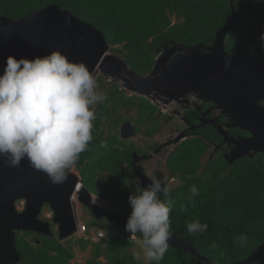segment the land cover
<instances>
[{"label": "trees", "instance_id": "1", "mask_svg": "<svg viewBox=\"0 0 264 264\" xmlns=\"http://www.w3.org/2000/svg\"><path fill=\"white\" fill-rule=\"evenodd\" d=\"M230 0H0V15L18 19L26 13L48 4H56L79 19L99 29L110 46V52L122 57L137 74L150 69L165 45L181 43L187 46L212 45L215 32L232 18ZM239 20L225 36V50L234 54L244 52L262 59L264 49L259 36L264 32V0H232ZM96 81L107 100L98 104L93 121L98 129L103 118L111 125L121 119L116 113L123 108H138V121H157L155 106L137 96H126L123 90L110 82L102 85ZM161 118H159V123ZM206 140H213L210 131L199 130ZM194 136L176 146L170 154L167 167L175 175L182 176V183L170 192L174 209L170 213L171 233L191 243L195 249L213 264H234L245 259L264 242V153L254 157H242L232 165L221 155H215L206 165L201 157L206 155V142ZM107 147H100L101 143ZM89 158L81 174L89 179L91 192L108 201L114 211L130 215L127 187L117 189L125 176L122 164L131 161L128 151L114 146L109 137H96L89 149L80 154L77 163ZM202 168L201 173L196 171ZM97 170H100L98 172ZM195 185L199 195L195 206L189 203V189ZM187 210L181 211V205ZM199 219L207 222L208 231L190 235L186 222ZM105 222H104V221ZM86 233L103 230L104 237L96 242L83 238H71L63 243L58 237L39 236L30 242V232L15 231L16 247L21 259L16 264H78L73 245L85 251L89 257L82 264H141L132 252L137 237L105 218L85 220ZM244 233L248 244L239 247L233 237ZM212 244L218 247L213 249ZM224 252L221 257L220 253ZM156 264V262H153ZM159 264H206L185 250L169 246Z\"/></svg>", "mask_w": 264, "mask_h": 264}, {"label": "water", "instance_id": "2", "mask_svg": "<svg viewBox=\"0 0 264 264\" xmlns=\"http://www.w3.org/2000/svg\"><path fill=\"white\" fill-rule=\"evenodd\" d=\"M230 2L232 18L217 29L212 45H165L145 75L137 74L122 57L110 52L99 29L56 4L45 5L18 19L0 15V74L10 55L31 60L59 50L70 61L83 62L92 74L98 70L128 94L145 97L160 108L166 109L171 102L188 103L190 93H199L223 108L231 126L251 134L242 142L245 148L264 152V58L225 50V36L239 20ZM226 60L231 61L228 67ZM221 134L228 142L239 145L226 131ZM182 137L184 133L180 132L172 141L178 142ZM243 155L238 153L233 158ZM78 180L68 172L64 183L53 185L46 173L31 168L26 159L14 168L6 166L0 157V264H16L21 259L15 231L52 237L49 222L40 218L43 206L51 209L59 239H68L75 232L77 219L70 197ZM77 194V201L95 218L103 217L125 230L127 215L99 206L87 187ZM17 202H23L22 209L17 208ZM169 246L213 264L191 243L173 233ZM234 264H264V242Z\"/></svg>", "mask_w": 264, "mask_h": 264}, {"label": "clouds", "instance_id": "3", "mask_svg": "<svg viewBox=\"0 0 264 264\" xmlns=\"http://www.w3.org/2000/svg\"><path fill=\"white\" fill-rule=\"evenodd\" d=\"M259 41L264 49V32ZM230 63L226 60L225 67ZM98 89L88 67L83 62L70 61L59 50L31 60L8 56L0 74V157L4 164L19 168L26 159L31 168L46 173L53 185L64 183L67 170L93 140L94 106L108 99ZM100 147L106 148L107 144L102 142ZM149 179V186L128 197L131 213L125 231L137 237L139 250L134 255L138 259H143L144 264H159L172 238L170 213L174 203L169 198L167 177L153 175ZM77 183L80 186L75 198L70 197L71 202L77 200L82 188L80 180ZM189 191L188 201L194 207L193 198L199 195V189L192 185ZM97 197L92 194L93 200L97 201ZM187 206L181 205V211H186ZM186 228L190 235H196L208 231L209 225L193 219L186 222ZM72 235L69 238H74ZM233 240L245 247L249 238L241 233Z\"/></svg>", "mask_w": 264, "mask_h": 264}, {"label": "flooded vegetation", "instance_id": "4", "mask_svg": "<svg viewBox=\"0 0 264 264\" xmlns=\"http://www.w3.org/2000/svg\"><path fill=\"white\" fill-rule=\"evenodd\" d=\"M151 69L148 72H150ZM99 73L100 74H98L95 79L97 80L99 77L102 78L101 82L103 86L108 87L111 84L110 82L114 83L108 77L101 74L100 71ZM123 91L125 95L129 97L134 95L137 97H142L136 94L128 95L125 90ZM146 100L152 104L149 99ZM187 101L188 103L185 102L184 104L171 102L167 105L166 109L152 104L155 106L153 115L154 117L158 118V122L150 121L144 122L142 125L139 124L138 108L135 107L123 108L120 110L121 113L117 112L121 115V119L115 125L110 126L107 117L101 120L98 129H95L93 125V139L98 136L102 138L109 137L110 140H113L114 146H118L121 150L128 151L131 161L129 163L125 162L122 164L127 191L137 192L139 188H145L149 186L151 184V180L149 178H151L153 175L158 177H167L168 187L171 190L180 185L183 181L182 176L175 175L168 170L167 162L169 156L173 152L174 148L183 143L185 140H188L194 136H201L204 138L203 134L199 131L202 128L204 131H210L213 137V140H206L204 138L208 148H206V155L201 157L202 165H206L215 155H221L228 164L232 165L236 160L242 157L251 158L258 154L264 153L258 151L257 148L248 150L243 146L244 144L242 142L251 137V134L240 129L238 126H231V121L228 119L226 114L223 113V108L219 104L215 103L213 100H208L206 97H201L199 93L195 92L190 93ZM97 106L98 105H96L94 108L95 116ZM160 117H162V122L160 121L161 123H159ZM173 118L177 119V122L172 121ZM201 122L204 123L200 124ZM167 125L169 126L167 129L172 130L169 132L171 136L161 140V133L167 127ZM221 131H226L228 137L235 140L237 143H239V145L225 140L221 134ZM180 132L184 133V137H182L178 142H173L172 140L175 139V137ZM117 140L124 142L126 145H118L116 143ZM238 153H242L244 155L233 158L234 155H237ZM88 161L89 158L87 157L79 163L76 162L75 165L67 170V173H74L80 180L82 187H87L89 190H91L89 188V179L81 174L83 165L87 164ZM97 171L101 173L100 170ZM202 171L203 169L199 168L196 172L201 173ZM117 190L121 192L122 188H118ZM96 202L99 206L112 210V205L108 201L102 200L101 198L98 199L97 197ZM72 204L77 221H79L80 217L75 213L76 206L78 209L80 208L82 210V214L80 216L83 218H95L94 213L82 206L77 200L73 201ZM45 210H48V214L43 215ZM40 218L49 222L52 237H58L56 225L51 221L52 212L48 206H43ZM39 236L40 235L30 232V237L32 240L38 241Z\"/></svg>", "mask_w": 264, "mask_h": 264}, {"label": "rangeland", "instance_id": "5", "mask_svg": "<svg viewBox=\"0 0 264 264\" xmlns=\"http://www.w3.org/2000/svg\"><path fill=\"white\" fill-rule=\"evenodd\" d=\"M98 74H100L99 71H95V73H93L94 78H96ZM98 90L100 91V89H98ZM100 92H101V91H100ZM128 95H129V94H128ZM95 106H96V105H95ZM95 106H94V108H95ZM118 112L121 113L120 110H119ZM153 112H154V109H153ZM116 113H117V112H116ZM122 113H123V112H122ZM123 115H124V114H123ZM125 115H127V114H125ZM160 118H161V122H162V117H160ZM172 121L177 122V119L173 118ZM133 122H134V121H133ZM108 123H109V122H108ZM138 123L142 125V124H144V121L141 120V121H139ZM167 128H169L168 125H167V127L163 130V132L161 133V137H160L161 140L166 139V138H168V137L171 136V135L169 134V132H171L172 130L167 129ZM115 137H116V136H115ZM116 138H117V137H116ZM116 143H117L118 145H126L124 142H121L120 140H117ZM125 186H126V181L124 182V181L122 180L121 183H120V187H119V188H122V190H123ZM90 191H91V190H90ZM16 205H17V208H18V209H22V207H23V202H18ZM75 213L80 217V218H79V223H84V224L86 225L85 220H86V219L89 220V218H83L82 216H80V215L82 214V210H81L80 208L78 209L77 206L75 207ZM46 214H48V210H45V211L43 212V215H46ZM103 221H104V220H103ZM104 222H105V221H104ZM102 231H103V230H102ZM103 232H104V231H103ZM40 236H41V235H40ZM27 238L30 239V242H31V243H34L35 240H32L30 236L27 237ZM70 239H71V238H68V239L63 240V243H67ZM134 239H137V238H134ZM89 249H90V246H88L87 249H86L85 251H81V250L78 249V247H77L76 245H73V254H74V257H73V259L71 260V262H77L78 264H82V263H84L85 259H87V258L89 257ZM138 250H139V247H138V245H137V243H136L135 246L133 247V250H132L133 254H134L136 251H138ZM134 256H135V255H134ZM135 259L139 260V261L141 262V264H144L143 259H138L136 256H135Z\"/></svg>", "mask_w": 264, "mask_h": 264}, {"label": "built area", "instance_id": "6", "mask_svg": "<svg viewBox=\"0 0 264 264\" xmlns=\"http://www.w3.org/2000/svg\"><path fill=\"white\" fill-rule=\"evenodd\" d=\"M80 183H77L75 186V191L71 195V199L75 198L76 190H78ZM87 227L84 223H78L75 232L72 237L74 238H83L89 242H96L104 237L103 231L99 230L96 233H86Z\"/></svg>", "mask_w": 264, "mask_h": 264}]
</instances>
